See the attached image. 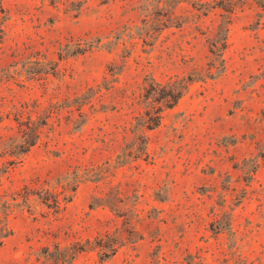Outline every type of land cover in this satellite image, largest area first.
Listing matches in <instances>:
<instances>
[{
  "label": "rangeland",
  "instance_id": "1",
  "mask_svg": "<svg viewBox=\"0 0 264 264\" xmlns=\"http://www.w3.org/2000/svg\"><path fill=\"white\" fill-rule=\"evenodd\" d=\"M0 264H264V0H0Z\"/></svg>",
  "mask_w": 264,
  "mask_h": 264
},
{
  "label": "trees",
  "instance_id": "2",
  "mask_svg": "<svg viewBox=\"0 0 264 264\" xmlns=\"http://www.w3.org/2000/svg\"><path fill=\"white\" fill-rule=\"evenodd\" d=\"M180 98V94L178 93V95H168V100H166V103L164 104L165 108L170 109L171 107H173V105L175 104L176 100ZM158 124L155 122L153 124V127H156Z\"/></svg>",
  "mask_w": 264,
  "mask_h": 264
}]
</instances>
